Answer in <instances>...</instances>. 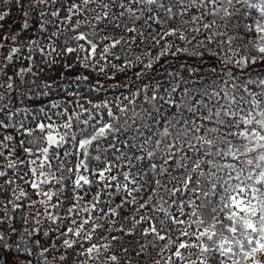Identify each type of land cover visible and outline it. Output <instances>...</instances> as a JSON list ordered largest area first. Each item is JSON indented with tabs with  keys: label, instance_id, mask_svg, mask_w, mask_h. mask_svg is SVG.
<instances>
[{
	"label": "snow or ice",
	"instance_id": "6c2138e0",
	"mask_svg": "<svg viewBox=\"0 0 264 264\" xmlns=\"http://www.w3.org/2000/svg\"><path fill=\"white\" fill-rule=\"evenodd\" d=\"M58 4L15 0L25 17L21 30L37 9L42 32L47 24L63 25L48 36L47 47L37 39L17 46L19 32L3 37L7 49L0 42L7 51L0 63L6 77L0 114L9 121L0 119V193H8L0 199V247H12L4 226L17 231L9 213L26 209L23 222L31 215L36 227L25 231L41 239L33 241L35 254L20 236L15 249L24 264H49L48 254L56 251L60 264H121L117 246L145 264H264V77L246 72L264 63V0ZM9 15L0 12V21ZM65 32L71 35L57 47L53 38ZM33 53L42 57L39 72ZM14 58L30 66L9 75ZM58 64V81H41L39 92L23 90L36 84L25 77ZM77 65L84 72L66 75ZM203 66L209 75L201 74ZM134 67L141 86L129 95L94 102L78 91L81 83L93 92L105 88L85 72L116 80L117 72ZM54 88L64 96L53 99ZM31 96L48 100L32 101L35 110L11 106ZM9 128L21 137L18 145L5 134Z\"/></svg>",
	"mask_w": 264,
	"mask_h": 264
},
{
	"label": "trees",
	"instance_id": "16d2710c",
	"mask_svg": "<svg viewBox=\"0 0 264 264\" xmlns=\"http://www.w3.org/2000/svg\"><path fill=\"white\" fill-rule=\"evenodd\" d=\"M64 2L65 0H60V4H58L57 7H61L64 4ZM77 2H79V0H77ZM5 10H10V15L4 21H0V25H2V27H0V42H3L5 44L6 49L10 47L11 45L9 44L8 41L3 40V37L7 36L10 39L11 36L15 35L17 32L20 33L18 36L17 46H19L20 43L27 42L30 39H37L41 46L47 47V45L49 44L48 36L51 34V32L54 31L56 27H63V25H59V24H47L46 27L48 28V32L47 33L42 32L39 28V25L41 23L39 11L41 9H37V10L32 11L31 14L27 17V20L29 22V28L25 30H21V26H22V23L25 17L22 14L23 10L15 6V0H10V3L8 4H5L2 2V0H0V12H3ZM64 14L65 13L62 11L61 16H63ZM44 19L45 20H55L56 18L47 16ZM74 22H75V18H74ZM70 35H71L70 32H65L63 35L59 37V39L53 38L55 39L57 47L61 46V41L65 38V36H70ZM134 50H136L135 46H134ZM0 53H2L0 54V63H2L3 56L7 54V51L0 50ZM24 54L25 55L27 54L26 49H25ZM33 55L35 56V64L38 66L34 68V71L39 72V67H43L42 57L37 53H33ZM153 55H155V53H153ZM166 59L168 60V66L176 67V65L172 64L171 57H167ZM68 62H73V61L69 60ZM116 63H119V61H117ZM160 63L163 64L164 59H162ZM19 66L28 67L30 66V62L26 60L18 61L14 58V64L10 65L8 74L14 75L15 70ZM60 67L61 66L58 64L55 66V70L53 71L45 70V72L40 73L38 77H34L32 75L25 77L27 81H31L35 79L36 84L35 85H32L30 83L25 84L23 90L27 91L28 88H31L33 92H39L40 87H41V81H44V80H49V81L57 80L58 81ZM155 67L159 68V64L156 65ZM139 70L140 69L138 67H134L132 69H128L126 72H123V73L117 72L116 80H109L105 76L99 75L96 73L85 72L84 74L90 75L92 84H95L96 80H100L101 83L105 85V88L101 90L100 92H93L90 90V87L88 86V84L81 83L78 91L81 93L82 96H87L89 99H92L94 102H98L103 99L111 100V99H114L116 96L120 95L121 93H123L124 95H129L130 92L135 91L136 88H139L141 86L140 82L136 81L135 76H134V73ZM233 71H236V69L233 68ZM80 72H84V70L81 69L77 65L76 68L71 73H66V75L74 77L75 75H78ZM246 72L249 75H251L253 78L257 76L264 77V63L250 65L249 68L246 70ZM201 74L209 75L210 74L209 67L203 66V72ZM4 80H6V77L0 76V81H4ZM117 82H120L122 84L127 83L130 87L120 88V89L112 88L111 85H114ZM16 83H19V81L17 80ZM61 83L66 84L68 83V81H63ZM70 90H74V87L73 89H70ZM0 91H4V90L0 89ZM53 91L54 93H58V95H53L52 97L53 99H59L64 96V92L61 89L54 88ZM5 95L7 96L8 94L5 93ZM11 95L13 97H16L17 93L13 92L11 93ZM34 100H40L43 102H47L48 97L31 96V99L24 100L23 103H21L20 100L14 99L11 106L14 108H23L27 106L31 108L32 110H35L38 107V105H35L32 103V101ZM2 103H8L7 99H5V101H3ZM0 119H4L6 123H9V121H7L6 117H4L3 114H0ZM29 119L31 118L29 117ZM14 121H15V118H14ZM28 126H31V125H28ZM3 131H4L3 129H0V132H3ZM5 134H12L13 136H16L17 138H16L15 143L17 145L19 144V140L21 139V137L17 135L14 129L9 128L7 132H5ZM2 139H3V136L0 135V140ZM16 154L22 156V152L19 148H17ZM8 175L12 176L13 173L9 170ZM0 182H2V180H0ZM24 187H25V190L29 192L31 199L33 200L37 199V197L33 194V191L30 188H28L26 185H24ZM7 197H8V193H0V199L6 200ZM119 199L120 197L117 196L115 198L116 202H119ZM10 207L11 206L9 205V208ZM123 211H124V214L128 213L127 208H125ZM26 212H27L26 209H22V210H17V212L15 213H11V212L9 213L10 215L15 216V219L12 220L10 223L12 227L16 228L17 231L13 233L10 228H8L7 226H4L3 230H4L5 235L10 237V239L8 240V244L12 245V247L11 248L0 247V264H16L17 260H21V264H24V254L17 253L15 249V245L17 243H20L21 235H23L25 239L29 242V244L32 245L33 252L35 254H38L39 248H37L33 244V241L37 239H41V234L29 235V232L25 231V229L30 230L33 227H36V225H34L31 222V215H29V223L26 224L23 222V219L21 217L25 215ZM3 214L4 213L0 211V216H2ZM40 227H42L44 230H47L49 225L47 222H42ZM44 239H47V238H44ZM130 240L131 238H125L126 243H128ZM42 243H43V240H42ZM128 246L131 248L132 245L128 244ZM114 252L120 257L121 264H127V259L131 260V264H145V261L141 257H137L135 255V252H130V255L126 257V254L119 250V246H117V248L114 249ZM60 254L61 253L59 251L48 254L49 264H60L58 259H54V257L58 258ZM260 259L264 260V256L260 257ZM33 264H37L35 259H33ZM248 264H251V261H249Z\"/></svg>",
	"mask_w": 264,
	"mask_h": 264
}]
</instances>
